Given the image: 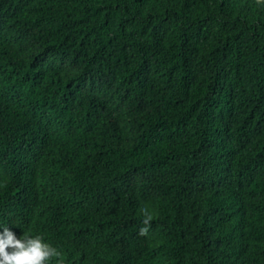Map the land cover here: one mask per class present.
Segmentation results:
<instances>
[{
  "label": "trees",
  "instance_id": "obj_1",
  "mask_svg": "<svg viewBox=\"0 0 264 264\" xmlns=\"http://www.w3.org/2000/svg\"><path fill=\"white\" fill-rule=\"evenodd\" d=\"M5 227L64 264H264V0H0Z\"/></svg>",
  "mask_w": 264,
  "mask_h": 264
},
{
  "label": "clouds",
  "instance_id": "obj_2",
  "mask_svg": "<svg viewBox=\"0 0 264 264\" xmlns=\"http://www.w3.org/2000/svg\"><path fill=\"white\" fill-rule=\"evenodd\" d=\"M262 0H257L261 3ZM144 219L143 227L139 234L146 236L154 218L153 213L147 208L141 209ZM64 264L63 256L53 245L47 243L42 235H31L24 232L23 236H17L7 227L0 232V264Z\"/></svg>",
  "mask_w": 264,
  "mask_h": 264
}]
</instances>
